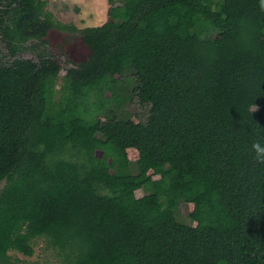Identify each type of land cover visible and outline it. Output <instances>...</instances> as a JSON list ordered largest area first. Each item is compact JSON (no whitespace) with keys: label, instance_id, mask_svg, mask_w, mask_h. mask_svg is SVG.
I'll use <instances>...</instances> for the list:
<instances>
[{"label":"trees","instance_id":"trees-1","mask_svg":"<svg viewBox=\"0 0 264 264\" xmlns=\"http://www.w3.org/2000/svg\"><path fill=\"white\" fill-rule=\"evenodd\" d=\"M108 1L60 77L38 45L78 28L0 0V264L39 237L66 264H264L260 0Z\"/></svg>","mask_w":264,"mask_h":264},{"label":"rangeland","instance_id":"rangeland-1","mask_svg":"<svg viewBox=\"0 0 264 264\" xmlns=\"http://www.w3.org/2000/svg\"><path fill=\"white\" fill-rule=\"evenodd\" d=\"M47 1L40 12L43 17H47L58 24L72 25L78 28L73 31H60L52 29L47 36V44H39L38 50L48 52L55 57L61 65V75L66 74L67 69L75 66L85 60L91 53L88 46L83 42L79 30L86 27L101 26L108 21V11L110 4L108 0H66V1ZM28 43L27 46H30ZM24 55L27 57H36V54L28 49ZM117 78H120L119 76ZM61 81V78H60ZM60 86V83H59ZM58 86V88H59ZM137 102L129 105L133 114L138 113L135 110ZM135 122L142 120L140 115L133 116ZM128 157L132 160H138L148 154L147 147L132 146L127 149ZM6 181L0 182V189L4 187ZM137 196L146 194L143 189L137 191ZM192 208V204L183 206V214H187ZM34 255L26 256L17 251H11L12 264H66L65 257L54 248L45 237H39L34 240Z\"/></svg>","mask_w":264,"mask_h":264},{"label":"clouds","instance_id":"clouds-1","mask_svg":"<svg viewBox=\"0 0 264 264\" xmlns=\"http://www.w3.org/2000/svg\"><path fill=\"white\" fill-rule=\"evenodd\" d=\"M260 7L264 10V0H260ZM251 112L257 111V105L253 104L249 109ZM251 153H253V159L258 164H264V143H261L259 140H254L250 148Z\"/></svg>","mask_w":264,"mask_h":264},{"label":"built area","instance_id":"built-area-1","mask_svg":"<svg viewBox=\"0 0 264 264\" xmlns=\"http://www.w3.org/2000/svg\"><path fill=\"white\" fill-rule=\"evenodd\" d=\"M41 1H45V0H41ZM48 1H50V2H52V1H59V2H62V1H66V0H48Z\"/></svg>","mask_w":264,"mask_h":264},{"label":"flooded vegetation","instance_id":"flooded-vegetation-1","mask_svg":"<svg viewBox=\"0 0 264 264\" xmlns=\"http://www.w3.org/2000/svg\"><path fill=\"white\" fill-rule=\"evenodd\" d=\"M0 9H1V7H0Z\"/></svg>","mask_w":264,"mask_h":264}]
</instances>
